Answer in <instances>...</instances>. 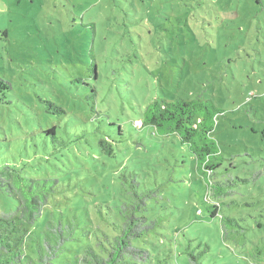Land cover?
Wrapping results in <instances>:
<instances>
[{
    "label": "rangeland",
    "instance_id": "374dc122",
    "mask_svg": "<svg viewBox=\"0 0 264 264\" xmlns=\"http://www.w3.org/2000/svg\"><path fill=\"white\" fill-rule=\"evenodd\" d=\"M0 79V167L58 180L35 223L41 239L57 224L108 231L105 206L132 176L138 191H155L158 221L134 241L151 253L138 264H189L204 250L200 264H264V0H0ZM156 98L209 99L222 111L216 178L234 184L238 206L221 214L237 225L209 216V203L228 198L207 193L188 148L141 127ZM16 206L0 189V213Z\"/></svg>",
    "mask_w": 264,
    "mask_h": 264
},
{
    "label": "trees",
    "instance_id": "16d2710c",
    "mask_svg": "<svg viewBox=\"0 0 264 264\" xmlns=\"http://www.w3.org/2000/svg\"><path fill=\"white\" fill-rule=\"evenodd\" d=\"M0 88L7 89L1 79ZM44 103L46 112L64 113L54 103ZM221 113L209 99L176 98L167 101L156 98L143 111L140 123L141 127L152 126L160 136H176L180 144L188 148L196 160V172L203 179L207 193L211 192L214 198H228L221 202L222 208L218 203L213 206L209 203V216L218 217L228 225H237L241 217L221 214L222 209L230 211L238 206L230 198L234 184L216 178L217 170L225 159L213 137ZM45 133L56 139L55 127L47 129ZM97 145L104 154L111 156L113 147L108 141L100 139ZM123 179L129 187L128 194L113 207L107 204L108 213L100 221L108 231L91 228L72 234L65 233L57 224L48 226L49 236L44 232L46 235L41 239L40 229L35 223L49 198L59 194L58 180L29 178L10 166L0 167V189L17 200L15 211L0 213V264H56L58 257L69 264H138L151 260V253L135 245L134 241L145 239L158 225L157 219L149 215L148 205L155 191L140 192L132 176H123ZM238 180L244 183L249 179ZM207 197L205 194V200L209 202ZM25 246L28 247L25 249ZM204 252L189 253V264H200L199 257Z\"/></svg>",
    "mask_w": 264,
    "mask_h": 264
},
{
    "label": "built area",
    "instance_id": "2783aa9c",
    "mask_svg": "<svg viewBox=\"0 0 264 264\" xmlns=\"http://www.w3.org/2000/svg\"><path fill=\"white\" fill-rule=\"evenodd\" d=\"M201 211L200 210H197V213L199 214Z\"/></svg>",
    "mask_w": 264,
    "mask_h": 264
}]
</instances>
